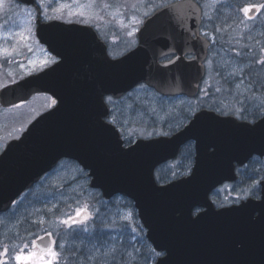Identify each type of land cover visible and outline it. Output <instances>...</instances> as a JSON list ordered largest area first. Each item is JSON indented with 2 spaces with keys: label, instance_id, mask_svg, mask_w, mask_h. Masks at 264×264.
Listing matches in <instances>:
<instances>
[{
  "label": "water",
  "instance_id": "water-1",
  "mask_svg": "<svg viewBox=\"0 0 264 264\" xmlns=\"http://www.w3.org/2000/svg\"><path fill=\"white\" fill-rule=\"evenodd\" d=\"M166 5L168 12L159 14L164 5L144 19L138 44L117 58L92 25L38 18V38L59 60L3 86L0 103L9 107L37 93H49L57 103L0 154V213L61 159L71 158L90 170L91 186L105 197L134 201L147 238L163 253L155 264H264V180L261 198L221 208L211 198L219 185L237 179L235 162L264 156V119L253 123L202 108L173 135L140 138L128 147L104 120L110 115L106 95L122 96L140 83L163 95H198L212 45L201 32L202 6L197 0ZM256 12L253 7L249 13ZM171 54L177 55L162 60ZM189 140L197 147L192 173L158 183L157 166L177 158ZM197 207L204 209L195 214Z\"/></svg>",
  "mask_w": 264,
  "mask_h": 264
},
{
  "label": "rangeland",
  "instance_id": "rangeland-1",
  "mask_svg": "<svg viewBox=\"0 0 264 264\" xmlns=\"http://www.w3.org/2000/svg\"><path fill=\"white\" fill-rule=\"evenodd\" d=\"M172 1L174 0H95L94 3H90L89 0H41L44 7L48 9V15L52 18L116 25L121 32L120 55L137 43L136 34L142 23H133L131 17L136 16L139 21L143 22L144 13L150 14L156 8ZM198 1L204 10L202 31L213 41L206 61H210L211 64L206 63L207 76L202 94L190 101L184 98L172 99L160 96L147 85H140L121 102L116 100L113 103L114 117L119 122L135 123L131 128L124 126L129 137L135 138L138 135V130H140L138 128L141 127L137 124L141 123L146 127L148 121H153L154 131L156 127L163 131L165 127L169 128L168 130L178 128L203 106L213 107L224 113H236L251 120L261 116V111L257 108L260 104H264V89L256 94L257 99L253 102V106L247 111H238L241 107L238 104L240 97H234L228 93L224 81L215 74V70L224 60H230L233 62L232 66H236L238 57L234 55L233 50H235V52L244 53V62L250 65V70L254 75L264 76V68L254 63L256 60L264 59V51H260L264 48V8L252 19L247 18L243 11L246 7L264 5V0ZM57 8L60 11L54 12L53 9ZM26 9L31 10L32 15L35 16L30 23H25L30 19ZM80 12H84V17L78 14ZM40 13L41 8L38 7V16ZM36 18L35 7L19 4L17 0H5L3 8L0 9V87L55 62V57L37 37ZM134 28L138 30L129 36L128 33ZM102 29L105 33H110L103 26ZM20 34L27 39L21 40ZM5 49L8 50L7 53L3 51ZM240 66L244 65L240 64ZM245 75L247 76V73ZM217 87L222 88V91L217 93ZM245 87V84H241L239 89L233 88V91L239 94L244 91ZM205 92L208 94L205 95ZM50 105L51 98L46 94H37L30 101L11 108H3L0 105V153L9 140L19 137L34 118L47 110ZM142 129L140 134H146V129L143 127ZM177 168L176 165H172L162 171H164V176H168L175 173ZM257 169L261 175L255 173V177H252L248 184L244 185L239 182L235 186L221 187L214 195L216 201L219 204L231 203L238 201L240 196L246 197L259 192V181L264 176V161L258 166L252 165V171ZM84 174L81 166L73 161L64 160L35 188L26 193L13 211L0 215V253H3L4 248L9 250L5 257L9 260V264H17L13 257L20 251L19 249L25 244H30L31 240L36 239L37 236L45 235L46 232L55 233L58 243L67 245L66 248L57 249L62 253L64 260L70 254L73 244L80 246V240H73L72 232L69 229L66 230L67 227L60 221L70 215L74 216L77 208H85V206L87 210L93 206V214L97 212L90 202L99 204L100 192L92 189L86 180L67 184L70 178L82 177ZM107 205L111 206L103 211L99 210L103 216L108 214L111 220L105 223L106 225L103 226L105 229L100 227L107 233L103 239L115 238L117 247L132 253L131 259L134 264H139L137 261H145L146 257L140 260V253L146 250L145 242L143 240L139 242V239L142 235L146 237V231L142 227L132 202L122 196ZM21 207L23 218L19 221L18 215ZM41 220L43 223H36ZM22 226H24V233L19 239ZM28 250L34 249L29 247ZM154 261L155 259L150 264Z\"/></svg>",
  "mask_w": 264,
  "mask_h": 264
},
{
  "label": "snow or ice",
  "instance_id": "snow-or-ice-1",
  "mask_svg": "<svg viewBox=\"0 0 264 264\" xmlns=\"http://www.w3.org/2000/svg\"><path fill=\"white\" fill-rule=\"evenodd\" d=\"M37 6L41 8L40 18L41 20L50 19L48 15V9L44 7L41 0H36ZM90 3H94L95 0H89ZM5 0H0V9L3 8ZM11 6V5H10ZM255 7V6H251ZM251 7H246L243 9L245 14L251 11ZM259 7L264 8V5ZM135 8V5H133ZM30 17L25 23H30L31 20L35 19L32 15L31 10H25ZM54 12H59L60 9H53ZM169 11V7L165 5L163 11L159 13L163 15ZM81 17H84V12L78 13ZM155 14V12H154ZM145 17L148 13H144ZM250 19V17H249ZM131 20L133 23H142L136 16H132ZM138 29H133L128 33L129 36ZM30 31V29H29ZM207 35V34H205ZM21 40L27 39V37L20 34ZM5 53L8 52L7 49L3 50ZM235 57H238L236 61V66H232V61L224 60L215 70V74L220 76L224 81V86L228 93L234 97L239 96L238 104L241 106L238 111H247L249 107L253 106V102L257 99V93L264 89V76L254 75L250 70V65L245 63V56L243 52H235ZM264 51V48L260 49ZM195 60L196 57H191ZM209 65L211 62H206ZM254 63L264 68V59H259L254 61ZM240 64L244 66L241 67ZM23 67V65H21ZM230 68V70H228ZM247 73V76L245 75ZM241 84H245V89L243 92L237 94L233 91V88L239 89ZM222 88L217 87L216 92L219 93ZM208 93L205 92V95ZM55 103V101H53ZM261 111V119H264V104H260L257 108ZM254 123V121H253ZM87 206L85 208H77L75 210L74 216H68L66 219L60 221L61 224L66 226L72 232V239L80 240V246L77 247L76 244L72 245V250L68 255L67 259L64 260L62 253L58 251L59 248H66V244L58 243L57 240L52 239V233L46 232L44 236H37L36 239L31 240L30 244H25L20 251L15 254L13 259L17 264H134L131 259L132 253L122 250L117 247L115 243V238L103 239L107 235L103 229H99L96 232H89L87 227V222L92 221L96 223V217H99L100 212L97 211L95 214L84 215ZM127 219V218H125ZM36 223H43V221H38ZM87 234V235H85ZM29 247L34 250H28ZM8 249L4 248L3 253H0V264H9V260L5 259L8 255Z\"/></svg>",
  "mask_w": 264,
  "mask_h": 264
},
{
  "label": "flooded vegetation",
  "instance_id": "flooded-vegetation-1",
  "mask_svg": "<svg viewBox=\"0 0 264 264\" xmlns=\"http://www.w3.org/2000/svg\"><path fill=\"white\" fill-rule=\"evenodd\" d=\"M253 6H255V8H257V12L254 13L253 15H251V14H249V12H250L249 11L246 14V17L247 18L250 17V19H252V18H254L255 16H257L261 12V9H262L261 7H259L258 5H253ZM33 7L36 8V12H37V18H36V20H38V6L37 5H34ZM74 21H78V20H74ZM80 22L93 25V27L97 31L98 35L100 36L101 40L104 41V43L106 44L108 54L111 57H114L115 58V57H119L120 56V54H119V48L121 46V44H120V41H121V32L118 30L119 28H117L116 25H114L113 23H108V24L107 23H101V24H95L94 23V24H92V23H89V22H83V21H80ZM102 26L105 27L108 30V32H110V33H105L103 31V29H102ZM136 36H137V34H136ZM137 42H138V40H137ZM92 46L94 47V50L96 52H98L99 50H101L100 40L99 41L96 40L94 43H92ZM176 55L177 54H171V55L165 57L164 60H170L173 57H175ZM53 56L55 57V61H57L58 60V57L55 56V55H53ZM187 56L188 57H193L194 54H188ZM138 87L139 86L134 87L133 89H131L130 91L126 92L124 95L119 96V97H116V96H114L112 94H108L105 97V101L109 105V108H110V115L108 117H105L104 120H105V122H110V123H112V124H114L116 126V128L119 130V132L121 134V137L124 140V144H125L126 147L127 146H131L132 144H134L140 138H152V137H158V136H161V135H172L176 131H178L180 128L184 127L191 120V118L193 117L194 114L182 126H180L178 128H173L171 130H168L169 128L167 129L165 127L164 131L163 130H159L158 127H156L155 128L156 131H154L153 130V127H154L153 121H148L146 127L143 124L139 123V124H137V126L138 127H141V128H138V129H140V130H138V135L135 138L134 137H129L127 131L124 128V126L126 125V127L131 128V126H133L135 123L125 122L123 124V123L119 122L118 119L114 117L115 116V111H114V104L113 103L116 100H120V102H121L123 100V98H125L126 96H128L132 91H134ZM203 88H204V85L202 84L201 85V88H200L199 94L197 96H195V97H189V96H186V95H182V96H162L160 94L159 95L162 96V97H167V98H172V99H174V98H184V99H187V100L190 101L192 99L198 98L202 94ZM225 99L226 100H229V98H225ZM54 101L56 103V100H54ZM55 103H53V104H55ZM224 114H230V113H224ZM234 115H236L240 119H248V118H245V117H243V116H241L239 114H236V113ZM126 123H128V124H126ZM142 127L146 129V134H142V135L140 134L141 131H143ZM147 132H150V133H147ZM196 159H197L196 141L195 140H189L186 144H184L182 146L181 151H180V153H179V155H178L177 158L171 159V160L166 161L164 163H161L160 165L157 166L156 171H155V175H156L157 180L160 183H166V182H169V181L178 179V178H182V177H185V176H189L192 173L193 168H194V166L196 164ZM64 160L73 161L76 164H78L79 166H81L77 161H75L73 159H67V158L62 159L60 161V163L62 161H64ZM263 161H264V156L254 155L252 158H250L247 162H245L243 164H239L238 162H235V165H236L235 166V169H236L237 179H235V180H228V181L224 182L221 186H219L217 189H215L213 191V193H212V198H213L216 206L217 207H222V206L232 205V204H235V203H240L244 199H248L249 197L260 198L262 196L260 184H259V192L255 191V192H257L255 195H251L250 194V195H248L246 197H241L240 196V199L238 201H234V202H231V203L219 204L216 201V199L214 198V195L223 186H228V185L235 186L239 182H242L245 185V184H248V182H250V179L252 177H255V175H254L255 173H257V175H261V174H259V170L258 169L255 170V171H252V165L253 166H258ZM172 165H176L178 167L177 168V171L175 173H173L172 175L164 176V173H163L164 171H162V170L165 169L167 166H172ZM83 170L85 172L84 176H82V177L81 176H78V177L70 178V180H67V184H73V183H77V182H83L84 180H86L87 183L90 185V187L92 189H95L98 192H100V195H99L100 202H99V204H96L94 202H90L92 205L95 206V208L97 209V211H99L100 209L103 211V209H106L109 206H111V205H107V203L114 202L115 199L122 197V195H114L111 198L105 197L100 189L93 188L91 186L92 177L90 175V170L85 169V168H83ZM263 179H264V176H263ZM35 187H36V185L33 188H35ZM32 189L24 192L19 198H17L16 200H14L11 208L8 211H5L3 213H0V215H2V214H8L9 212L13 211L14 208L16 207V205L21 202L22 197L26 193H28L29 191H31ZM36 202H37V200H36ZM132 206L135 207L134 203H132ZM92 208H93V206H92ZM92 208L90 207L88 210L86 209V211L84 212V215L93 214V209ZM202 210H203L202 208H198V209L195 210V213H198V212H200ZM22 211H23V209L21 207L20 208V211H19V215H18L19 221L22 220V218H23L22 217L23 216ZM137 214H138V211H137ZM107 222H111L109 215L107 214V215L103 216V214H100L99 217H96V223H92V221L90 220L89 223L87 224V227H89V229H95V227H102V228L105 229V227H103L101 225H106L105 223H107ZM23 228H24V226H22L21 229H20V233H19V236H18L19 239L21 238V236L24 233V229ZM66 230H68V228ZM52 236H53V239H55V233H52Z\"/></svg>",
  "mask_w": 264,
  "mask_h": 264
},
{
  "label": "trees",
  "instance_id": "trees-1",
  "mask_svg": "<svg viewBox=\"0 0 264 264\" xmlns=\"http://www.w3.org/2000/svg\"><path fill=\"white\" fill-rule=\"evenodd\" d=\"M103 226V225H101ZM101 229L100 227H95V229H89L90 232H96L97 230ZM143 231V229H142ZM87 235V234H85ZM141 240H143L145 242V247L146 250L143 251L142 253H140V260L143 259V257H146L145 261L141 262V261H137L139 264H150L152 262V260L156 259L158 256V253L153 249L151 243L149 242V240L142 235V237L139 239V242H141Z\"/></svg>",
  "mask_w": 264,
  "mask_h": 264
}]
</instances>
